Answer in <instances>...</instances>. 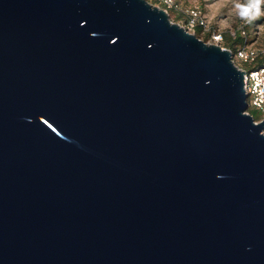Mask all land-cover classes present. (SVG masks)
Instances as JSON below:
<instances>
[{
    "label": "water",
    "instance_id": "obj_1",
    "mask_svg": "<svg viewBox=\"0 0 264 264\" xmlns=\"http://www.w3.org/2000/svg\"><path fill=\"white\" fill-rule=\"evenodd\" d=\"M232 57L148 0H0V264H264Z\"/></svg>",
    "mask_w": 264,
    "mask_h": 264
},
{
    "label": "rangeland",
    "instance_id": "obj_2",
    "mask_svg": "<svg viewBox=\"0 0 264 264\" xmlns=\"http://www.w3.org/2000/svg\"><path fill=\"white\" fill-rule=\"evenodd\" d=\"M194 11L206 21L207 26L198 32L206 42L215 43L213 34L222 33L226 44L225 34L235 39L237 30L241 31L245 26V43L264 47V0H176V5L169 9V15L172 21L195 32L194 27H190ZM250 111L255 117L262 115L255 107H250Z\"/></svg>",
    "mask_w": 264,
    "mask_h": 264
},
{
    "label": "built area",
    "instance_id": "obj_3",
    "mask_svg": "<svg viewBox=\"0 0 264 264\" xmlns=\"http://www.w3.org/2000/svg\"><path fill=\"white\" fill-rule=\"evenodd\" d=\"M148 1L162 7L168 13L169 9L176 5V0ZM194 13L195 16H192L190 19V27H194V31L198 24L206 27V21L199 17L195 11ZM244 27L241 32L243 35L247 36V31ZM213 39L215 43L220 44L223 48L230 49L233 52V62L238 68L244 70L245 92L248 94L247 101L249 104L247 112L251 113L250 107H255L262 113L258 119L255 118L256 122L264 120V47L258 48L245 43L240 45L237 49H233L232 47L222 45L223 37L221 33L213 34ZM259 57L262 58L261 63L258 62Z\"/></svg>",
    "mask_w": 264,
    "mask_h": 264
},
{
    "label": "trees",
    "instance_id": "obj_4",
    "mask_svg": "<svg viewBox=\"0 0 264 264\" xmlns=\"http://www.w3.org/2000/svg\"><path fill=\"white\" fill-rule=\"evenodd\" d=\"M202 27L203 26L200 24L196 25L195 33L197 36H198V32L202 29ZM222 37H223V34H222ZM246 38H247V36L245 37V35H243L240 30H237V34H236L235 39H232L230 35L225 34L226 44L223 43V39H222V45L227 46V47H232L233 49H237L240 45L245 44V42L247 41ZM261 59H262L261 57L258 58L259 63H261ZM251 114H252V112H251ZM255 118L258 119L259 117H255Z\"/></svg>",
    "mask_w": 264,
    "mask_h": 264
}]
</instances>
